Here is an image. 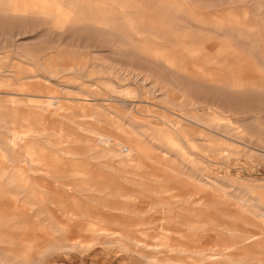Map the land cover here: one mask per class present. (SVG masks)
<instances>
[{
	"label": "rangeland",
	"instance_id": "rangeland-1",
	"mask_svg": "<svg viewBox=\"0 0 264 264\" xmlns=\"http://www.w3.org/2000/svg\"><path fill=\"white\" fill-rule=\"evenodd\" d=\"M43 1L0 0V264H264V0Z\"/></svg>",
	"mask_w": 264,
	"mask_h": 264
},
{
	"label": "bare ground",
	"instance_id": "bare-ground-1",
	"mask_svg": "<svg viewBox=\"0 0 264 264\" xmlns=\"http://www.w3.org/2000/svg\"><path fill=\"white\" fill-rule=\"evenodd\" d=\"M27 1H28V0H27ZM29 1L31 2V0H29ZM38 1H39V0H37V3H38ZM42 1H43V0H42ZM127 1H128V0H126V3H127ZM129 1H130V0H129ZM33 2H34V1H33ZM33 2H32V3H33ZM43 2H44V1H43ZM46 2H47V1H46ZM136 2H138V1H136ZM160 2H161V1H160ZM44 3H45V2H44ZM120 3H121V2H120ZM124 3H125V2H124ZM130 3H132V0H131ZM130 3H128V4H130ZM133 3H135V2H133ZM142 3H143V2H142ZM154 3H155V2H154ZM35 4H36V3H35ZM70 4H72V3L70 2ZM73 4H74V3H73ZM128 4H127V5H128ZM135 4H137V3H135ZM169 4H170V3H169ZM6 5H7V4H6ZM12 5H13V4H11V6H12ZM45 5H46V4H45ZM47 5H49V4H47ZM125 5H126V4H125ZM125 5H124V6H125ZM150 5H151V4H150ZM171 5H172V3H171ZM208 5H209V4H208ZM210 5H211V4H210ZM54 6H55V4H54ZM128 6L130 7V5H128ZM128 6H127V7H128ZM132 6H133V8L135 9L134 5H132ZM132 6H131L130 8H132ZM135 6H136V5H135ZM137 6H138V5H137ZM148 6H149V5H148ZM1 7H2V6H1ZM9 7H10V6H9ZM13 7H14V6H13ZM49 7H50V6H49ZM150 7H152V5H151ZM153 7H154V5H153ZM153 7H152V8H153ZM155 8H156V7H154L153 10H156ZM173 8H174V7H173ZM0 9H1V8H0ZM31 9H32V8H31ZM55 9H56V8H54V10H55ZM148 9H150V8H148ZM1 10H3V9H1ZM4 10H5V7H4ZM37 10H40V9H37ZM46 10H47V9L42 10V11L45 12ZM159 10H160V9H159ZM5 11H6V10H5ZM8 11H10V10L8 9L6 12H8ZM13 11H14V12H17V13H14V14H25V12H28V11L26 10V8H24V7H22V6H18V7H16V8H14ZM34 11H36V10L34 9ZM40 11H41V10H40ZM51 11H52V10H51ZM149 11H151V10H149ZM172 11H173V9H172ZM30 12H32V10H31ZM36 12H37V11H36ZM158 12H159V11L155 12L157 16H158V14H159ZM163 12H164V11H163ZM163 12H162V13H163ZM174 12H175V11H174ZM176 12H177V11H176ZM0 13H2V11H1ZM8 13H10V12H8ZM28 13H29V12H28ZM39 13H41V12H39ZM60 13H61V12H60ZM162 13H160L159 15H162ZM172 13H173V12H172ZM2 14H3V13H2ZM4 14H5V13H4ZM12 14H13V13H12ZM41 14L43 15V13H41ZM45 14H47V13H45ZM153 14H154V13H153ZM165 14H167V13H165ZM168 14H169V13H168ZM7 15H8V14H7ZM9 15H10V14H9ZM9 15H8V16H9ZM34 15H35V14H34ZM34 15H33V16H34ZM37 15H38V14H37ZM156 15L154 14V17H155ZM163 15H164V14H163ZM10 16H11V15H10ZM13 16H14V15H13ZM18 16H19V15H18ZM28 16H29V14H28ZM38 16H39V15H38ZM43 16H44V15H43ZM43 16H42V17H43ZM166 16H168V15H166ZM19 17H20V16H19ZM23 17H24V16H23ZM23 17H22V18H23ZM40 17H41V15H40ZM42 17H41V18H42ZM44 17L47 18V19H49L47 16H44ZM24 18H25V17H24ZM45 18H44V20H47V19H45ZM71 18H73V17H71ZM157 18H158V17H157ZM164 18H167V20H164ZM164 18H163L164 21H168L169 16H168V17H165V15H164ZM54 19H58V21H60V22L57 21V23H59V26H60V25H61V22H62L65 18L62 17L60 14H57V15L55 16V18H53V20H54ZM83 19H84V18H83ZM92 19H93V20H96V19H94V18H92ZM155 19H156V17H155ZM170 19H171V18H170ZM93 20H91V22H92ZM97 20H99V19H97ZM156 20H157V22L159 21L158 19H156ZM161 20H162V19H161ZM47 21L49 22L50 20H47ZM77 21H78V20H77ZM83 21L85 22V20H83ZM87 21H88V19H87ZM99 21L101 22V21H105V20H99ZM164 21H162V22H164ZM53 22H55V21H51V24H50V22H49V24H50V25H53V24H52ZM84 22H83V23H84ZM153 22H155V20H154V21L152 20V23H153ZM159 22H160V21H159ZM162 22H160L161 25L158 26L159 28H161L162 25H163L162 27H164V24H165V25L167 24V22H166V23H163V24H162ZM172 22H173V21H172ZM176 22H177V21H176ZM180 22H181V21H180ZM67 23H68V22H67ZM83 23H82V24H83ZM85 23L87 24V22H85ZM85 23H84V25H85ZM92 23H93V22H92ZM102 23H103V22H102ZM102 23H101V24H102ZM155 23H156V22H155ZM94 24H95V21H94ZM96 24H98V22H97ZM156 24H157V23H156ZM175 24H176V23H175ZM177 24L180 25V23H177ZM177 24H176V25H177ZM183 24H184V23H183ZM54 25H57L56 22H55ZM67 25H71V24H67ZM67 25H66V27H67ZM89 25L91 26L90 23H89ZM104 25H106V21H105V24H104ZM104 25L102 24L101 28H102ZM153 25H154V24H153ZM179 25H177V26H179ZM63 26H64V28H65V25H63ZM71 26H72V25H71ZM97 26H98V25H97ZM99 26H100V25H99ZM108 26H110V29H111V24L108 25ZM181 26H182V25H181ZM181 26H180V27H181ZM184 26H185V25H183L182 28L187 27V26H185V27H184ZM49 27H51V26H49ZM56 27H57V26H56ZM117 27H118V26H117ZM154 27H155V25H154ZM180 27H179V28H180ZM53 28L55 29V27H53ZM60 28L63 29L62 27H60ZM96 28H97V27H96ZM99 28H100V27H99ZM104 28H105L104 30L106 31V30H107L106 26H105ZM145 28H146V27H145ZM155 28H156V27H155ZM187 28H188V27H187ZM108 29H109V28H108ZM110 29H109V30H110ZM55 30H56V29H55ZM111 30H112V29H111ZM223 30H224V29H223ZM58 31H59V30H58ZM61 31H62V30H61ZM98 31H99V29H98ZM100 32H101V31H100ZM188 32H189V31H188ZM201 34H202V33H201ZM165 35H166V34H165ZM202 38H203V37H202ZM204 40H205V39H204ZM207 40H208V39H207ZM207 40H206V41H207ZM31 43H32V42H31ZM146 45H147V44H146ZM138 49H139V47H138ZM156 49H157V48H156ZM193 49H194V48H193ZM235 49H236V48H235ZM141 50H142V49H141ZM144 50H145V49H144ZM144 50H143V51H144ZM215 50H216V49H215ZM143 51H142V52H143ZM145 52H146V51H145ZM194 52H195V51H194ZM206 52H207V51H206ZM209 52H210V51H209ZM212 52H213V51H212ZM146 53H147V52H146ZM210 53H211V52H210ZM206 54H207V53H206ZM206 54H205V55H206ZM212 54H213V53H212ZM144 55H145V54H144ZM144 55H142V56H144ZM148 55H149V54H148ZM189 55H190V54H189ZM213 55H214V54H213ZM145 56H147V54H146ZM145 56H144V57H145ZM152 56H153V55H152ZM168 56H169V55H168ZM148 57H149V56H147V59H148ZM153 57H154V56H153ZM209 57H210V56H209ZM224 57H226V56H224ZM149 58H150V57H149ZM154 58H155V57H154ZM216 58H217V57H216ZM206 59H207V57H206ZM225 59H226V58H225ZM154 60H155V59H154ZM156 60H157V59H156ZM192 60H193V59H192ZM74 69H75V68H74ZM184 73H185V72H184ZM191 77H192V76H191ZM212 77H213V76H212ZM218 77H219V76H218ZM192 78L195 79L196 77L194 76V77H192ZM201 78H202V77H201ZM203 78H204V77H203ZM203 78H202V79H203ZM214 78H215V77H214ZM216 78H217V77H216ZM46 79H47V78H46ZM185 79H186V78H185ZM258 79H259V78H258ZM190 80H191V79H189V81H190ZM235 80H236V79H235ZM193 81H194V80H193ZM236 81H237V80H236ZM254 81H255V80H254ZM256 81H257V80H256ZM198 82H200V81L198 80ZM241 82H242V80H241ZM251 82H252V81H251ZM210 83H211V82H210ZM217 83H218V82H217ZM238 83H239V84H234V87H235V88H240V87H241V85H240V80H239ZM247 83H250V82L248 81ZM255 83H256V82H255ZM200 84H203V83H200ZM204 84H205L204 86L207 85L206 83H204ZM213 84H214V83H213ZM213 84H212V85H213ZM242 84H243V83H242ZM209 85H211V84L208 83L207 86H209ZM247 85H248V84H246V85H244V86L246 87ZM257 85H258V84H257ZM257 85H256V87H257ZM259 85H260V84H259ZM39 86H40V85H39ZM200 86H201V85H200ZM215 86H216V85H215ZM261 86H262V85H261ZM35 87H36V86H35ZM216 87H217V86H216ZM245 87H244V88H245ZM244 88H242V89H244ZM246 88H248V86H247ZM258 88H259V87H258ZM41 89H42V87H41ZM233 89H234V88H233ZM242 89H241V90L238 89V90H239V91H242ZM250 89H251V88H250ZM254 89H256V88H254ZM246 90H247V89H246ZM248 90H249V89H248ZM259 90H260V89H259ZM235 91H236V89H235ZM58 96H59V95H57V97H58ZM50 98H55V97H50ZM19 100H20V99H19ZM52 100H53V99H52ZM54 100H55V99H54ZM56 100H57V99H56ZM89 101H90V100H89ZM15 102H16V101H15ZM20 102H23V101H20ZM20 102L18 101V103H20ZM34 102H35V101H34ZM37 102H39V101H37ZM27 103H28V101H27ZM15 104H16V103H15ZM28 104H29V103H28ZM32 104H33V103H32ZM43 104H44V106H46V107L49 106V105H53V106L56 105V108H57V109L65 110V108H64L63 106H61V104H60L58 101H45V103H43ZM43 104H42V105H43ZM17 105H18V104H17ZM22 105L24 106V103H22ZM35 105H36V104H35ZM38 105H39V104H38ZM40 105H41V104H40ZM40 105H39V106H40ZM6 106H7V104H6ZM18 106H19V105H18ZM28 106H30V105H28ZM31 106H32V105H31ZM9 107L12 108V107L10 106V104H9ZM34 107H35V106H34ZM46 107H45V109H46ZM15 108H16V107H15ZM18 108H19V107H18ZM27 108H28V107H27ZM13 109H14V108H13ZM16 109H17V108H16ZM45 109H44V110H45ZM6 110H7V109H6ZM9 112H10V114H14V113H15V112L12 113L11 109H10ZM31 112H32V111H29V113H31ZM0 113H1V112H0ZM7 113H8V112H7ZM0 115H1V114H0ZM27 115H28V113H27ZM209 115H210V114H209ZM1 116H2V115H1ZM10 116H13V117H14V115H10ZM189 116H190V115H189ZM211 116H212V115H211ZM204 117H205V116H204ZM24 118H25V117H24ZM214 118H215V117H214ZM216 118H217V117H216ZM218 118H219V117H218ZM1 119H2V118H1ZM9 119H11L10 122H11V121L13 122L12 117H10ZM193 119H194V117H193ZM2 120H4V122H5L4 117H3ZM22 120H23V119H22ZM200 120H202V118H201ZM203 120H204V118H203ZM205 120H206V119H205ZM205 120H204V121H205ZM210 120H211V119H210ZM214 120H215V119H214ZM217 120H219V119H217ZM23 121H24V120H23ZM8 122H9V121H8ZM215 122H216V121H215ZM13 123H14V122H13ZM209 123H210V121H209ZM5 124H6V123H5ZM6 125H7V124H6ZM6 125H5V126H6ZM216 125H217V124H216ZM215 128H216V126H215ZM217 128H218V126H217ZM235 130H236V129H235ZM31 131H32V130H31ZM31 131H30V132H31ZM41 131H42V130H41ZM89 131H91V130L89 129ZM43 132H44V131H43ZM92 132H94V129L92 130ZM96 132H98V131L96 130ZM10 133H11V131H10ZM17 133H18V132H16V134H17ZM19 133H22V132L20 131ZM27 133H28V132H27ZM31 133H32V132H31ZM47 133H48V132H47ZM23 134H24V133H22L21 135L23 136ZM25 134H26V133H25ZM28 134H29V133H28ZM44 134H45V133H44ZM44 134H43L42 137H45V136H46V135L44 136ZM100 134H102V132H101ZM11 135L13 136V134H11ZM17 135H18V134H17ZM30 135H31V134H30ZM32 135H33V134H32ZM24 136H25V135H24ZM28 136H29V135H28ZM37 136L39 137L40 134L37 135ZM95 136L97 137V135H94V137H95ZM102 136H104V137L106 138V136H105L104 134H103ZM64 137L67 138L68 135H67V136H64ZM64 137H63V138H64ZM99 137H100V135H99ZM109 137H111V136L109 135ZM109 137H108V138H109ZM30 138H31V137H30ZM36 138H37V137H36ZM97 138H98V137H97ZM100 138H101V137H100ZM40 139H41V138H40ZM43 139H45V138H43ZM43 139H42V140H43ZM67 139H68V138H67ZM92 139H93V138H92ZM109 139H110V138H109ZM34 140H35V139H34ZM45 140H46V139H45ZM74 140H75V139H74ZM96 140H97V139H96ZM105 140H106V139H105ZM61 141H62V138H61ZM66 141H67V140H66ZM67 142H68V141H67ZM74 142H75V141H74ZM97 142H98V141H97ZM69 143H70V141H69ZM72 143H73V142H72ZM99 143H100V141H99ZM119 143H120V142H119ZM70 144H71V143H70ZM96 144H98V143H96ZM103 144H104V143H103ZM105 146H106V145H105ZM126 146H127V145H126ZM95 147H97V146H95ZM95 147H93V148H95ZM108 147H109V145L107 146V149H105V150H108ZM135 147H136V146H135ZM93 148H91V149H93ZM101 148H102V147H101ZM128 148H130V146H129ZM128 148H127V149H128ZM132 148H134V147H132ZM214 148H215V147H214ZM62 149H63V148H62ZM98 149H99V148H98ZM135 149H137V147H136ZM68 150H69V149H68ZM93 150H94V149H93ZM96 150H97V149H96ZM99 150H101V149H99ZM139 150H140V148H139ZM60 151H63V150H60ZM60 151H59V152H60ZM110 151L113 153L114 150H113V151L110 150ZM149 151H150V150H149ZM63 152H64V151H63ZM63 152H62V153H63ZM72 152H73V151H72ZM72 152H71V153H72ZM92 152H93V151H92ZM96 152L99 153L100 151H96ZM114 152H115V151H114ZM116 152H118V151H116ZM116 152H115V154H116ZM145 152H146V151H145ZM27 153H28V152H27ZM29 153H30V152H29ZM65 153H66V152H65ZM71 153H70V154H71ZM74 153H75V152H74ZM141 153H142V151H141ZM75 154H76V153H75ZM93 154H94V153H93ZM95 154H97V153H95ZM107 154H108V153H107ZM126 154H127V153H126ZM143 154H144V153H143ZM212 154H213V153H212ZM222 154H223V153H222ZM25 155H26V154H25ZM63 155H65V154L63 153ZM67 155H68V154H67ZM76 155H77V154H76ZM98 155H99V154H98ZM105 155H106V154H105ZM118 155H119V154H118ZM138 155H140V154H138ZM145 155H146V154H145ZM214 155H215V154H214ZM29 156H30V155H29ZM38 156H39V155H38ZM109 156H110V155H109ZM111 156H112V155H111ZM119 156H120V155H119ZM129 156H130V155H129ZM129 156H128V157H129ZM133 156H134V155H133ZM136 156H137V155H136ZM141 156H142V155H141ZM24 157H26V156H24ZM31 157H32V156H31ZM114 157H116V156H114ZM125 157H127V156H125ZM128 157H127V158H128ZM131 157H132V156H130V158H128V159H127V158H125V159L130 160ZM134 157H135V156H134ZM148 157H149V156H148ZM91 158H92V155H91ZM220 158H221V157H220ZM27 159H28V158H27ZM134 159H136V157H135ZM29 160L31 161L30 158H29ZM118 160H119V159H118ZM137 160H138V159H137ZM36 162H38V160H37ZM136 162H137V161H135L134 163H136ZM138 162H141V161H138ZM118 163H120V161H119ZM121 163H122V162H121ZM134 163H132V164H134ZM37 164H38V163H36V165H37ZM74 164H76V163H74ZM123 164H124V163H123ZM125 164H126V163H125ZM127 164H128V163H127ZM129 164H130V163H129ZM64 165H67V167H68L70 164H69V165H68V164H64ZM138 165H139V164H138ZM162 165H163V164H162ZM39 166H40V165H39ZM74 166H75V165H73L72 167H74ZM76 166H77V165H76ZM76 166H75V167H76ZM128 166H129V165H128ZM130 166H131V165H130ZM141 166H143V165H141ZM36 167H37V166H36ZM69 167H71V166H69ZM132 167H133V166H132ZM169 167L171 168V166H168V168H169ZM33 168H35V167H33ZM52 168H53V167H52ZM126 168H127V167H126ZM135 168H136V167H135ZM170 168H169V169H170ZM35 169H36V168H35ZM84 169H85V168H84ZM86 169H87V168H86ZM49 170H50V169H49ZM75 170H76V169H75ZM78 170H79V168H78ZM178 170H179V169H178ZM29 171H31V170L29 169ZM29 171H28V172H29ZM36 171H37V170H36ZM50 171H51V170H50ZM50 171H49V172H50ZM61 171H62V170H61ZM61 171H59V172H61ZM83 171H84V170H83ZM83 171H82V172H83ZM164 171H165V170H164ZM166 171H167V170H166ZM4 172H6V170H5ZM32 172H33V170H32ZM39 172H40V171H39ZM69 172H70V171H69ZM80 172H81V169H80ZM80 172H79V174H80ZM82 172H81V173H82ZM85 172H86V171H85ZM171 172H172V171H171ZM179 172H180V171H179ZM183 172H184V171H183ZM33 173H34V172H33ZM43 173H44V172H43ZM43 173H42V174H43ZM47 173H48V172H47ZM47 173H46V174H47ZM50 173H51V172H50ZM52 173H54V172H52ZM52 173H51V174H52ZM55 173H56V171H55ZM66 173H67V172H66ZM70 173L72 174V173H74V172H70ZM76 173H77V172H76ZM76 173H75V174H76ZM125 173H126V172H125ZM175 173H176V171H175ZM175 173H174V174H175ZM181 173H182V172H181ZM37 174H38V173H37ZM39 174H40V173H39ZM44 174H45V173H44ZM48 174H49V173H48ZM63 174H64L65 176L68 175V173H67V174L63 173ZM71 174H70V175H71ZM79 174H76V175L79 176ZM128 174H130V173H128ZM2 175H3V174H2ZM6 175H7V173L5 174V176H6ZM30 175H31V173H30ZM54 175H55V174H54ZM179 175H180V174H179ZM0 176H1V175H0ZM33 176H34V175H33ZM33 176H31V177H33ZM35 176H38V175H35ZM35 176H34V177H35ZM46 176H47V175H46ZM48 176H49V175H48ZM50 176H51V175H50ZM57 176H58V175H57ZM57 176H56V177H57ZM81 176H82V174H81ZM83 176H84V175H83ZM123 176H125V175H123ZM181 176H182V174L180 175V177H181ZM188 176H189V175H188ZM9 177H10V176H9ZM38 177H40V176H38ZM44 177H45V176H44ZM66 177H67V176H66ZM69 177H70V176H69ZM73 177H75V176L73 175ZM85 177H87V176L85 175ZM126 177H128V176H126ZM178 177H179V176H178ZM180 177H179V179H181ZM182 177H184V175H183ZM190 177H191V175H190ZM70 178H71V177H70ZM92 178H93V177H92ZM121 178H122V177H121ZM144 178H145V177H144ZM159 178H160V177H159ZM186 178H187V177H186ZM191 178H192V177H191ZM0 179H1V178H0ZM27 179L29 180V178H27ZM31 179H32V178H31ZM67 179H68V178H67ZM80 179H81V178H80ZM87 179H88V178H87ZM123 179H125V178L123 177ZM156 179H157V178H156ZM167 179H168V177H167ZM169 179H170V178H169ZM171 179H172V178H171ZM184 179H185V178H184ZM192 179H194V178H192ZM7 180H8V179H7ZM9 180H10V179H9ZM63 180H66V179H63ZM92 180H94V179H92ZM109 180H110V179H109ZM128 180H129V178H128ZM128 180H126V182H127ZM147 180H148V179H147ZM151 180H152V181H151V183H152L154 179H151ZM185 180H186V179H185ZM187 180H188V179H187ZM56 181H57V179H56ZM59 181H60V180H59ZM72 181H73V180H72ZM78 181H79V180H78ZM129 181H130V180H129ZM131 181H132V180H131ZM139 181H140V180H139ZM139 181H138V182H139ZM175 181H176V180H175ZM182 181H184V180H179V182H182ZM194 181H195V180H194ZM201 181H202V180H201ZM201 181H200V182H201ZM3 182H5V181H3ZM6 182H8V181H6ZM33 182H35V181H33ZM79 182H80V181H79ZM79 182H78V183H79ZM83 182H84V181H83ZM88 182H91V181H87L84 185H86ZM122 182H123V181H122ZM135 182H136V181H135ZM144 182H145V181H144ZM147 182H148V181H147ZM165 182H166V181H165ZM186 182H187V181L184 182V185L186 184ZM37 183H38V182H37ZM53 183H54V182H53ZM70 183H71V182H70ZM78 183H77L76 185H78ZM93 183H94V182H93ZM113 183H114V181H113ZM117 183H118V182H117ZM128 183H129V182H128ZM148 183H149V182H148ZM148 183H147V184H148ZM187 183H188V182H187ZM196 183H197V182H196ZM202 183H203V182H202ZM213 183H214V182H213ZM6 184H7V183H6ZM6 184H5V185H6ZM28 184H30V182H29ZM31 184H32V183H31ZM38 184H39V183H38ZM61 184H62V183H61ZM71 184H72V183H71ZM74 184H75V183H74ZM82 184H83V183H82ZM89 184H90V183H89ZM89 184H88V185H89ZM94 184H95V183H94ZM108 184H109V183H108ZM115 184H116V183H114L113 185H115ZM121 184H122V183H121ZM126 184H127V183H126ZM138 184H139V183H138ZM138 184H137V185H138ZM140 184H141V182H140ZM140 184H139V185H140ZM189 184H190V183H189ZM215 184H216V183H215ZM22 185H23V184H22ZM51 185H52V184H51ZM53 185H54V184H53ZM72 185H73V184H72ZM91 185H92V183H91ZM116 185H117V184H116ZM119 185H120V183H119ZM132 185H133V183H132ZM134 185H135V184H134ZM143 185H144V184H143ZM187 185H188V184H187ZM187 185H185V186H187ZM190 185H191V184H190ZM193 185H194V183H193ZM195 185H196V184H195ZM195 185H194V186H195ZM199 185H200V184H199ZM208 185H210V184H207V186H208ZM3 186H4V185H3ZM8 186H9V183H8ZM13 186H14V185H13ZM24 186H25V185H24ZM24 186H23V187H24ZM74 186H75V185H74ZM74 186H73V188H75ZM81 186H82V185H81ZM89 186H90V185H89ZM93 186H94V185H93ZM185 186H184V187H185ZM201 186H202V185H201ZM207 186L205 185V187H207ZM213 186H214V185H213ZM213 186H212L211 188H213ZM219 186H220V185H219ZM11 187H12V186H11ZM11 187H10V188H11ZM21 187H22V186H21ZM38 187H39V186H38ZM56 187H57V186H56ZM67 187H68V186H67ZM77 187H78V186H77ZM83 187H84V186H83ZM83 187H82V188H83ZM90 187H91V186H90ZM90 187H89V188H90ZM94 187H96V186H94ZM123 187H125V186H123ZM126 187H127V185H126ZM148 187H149V186H148ZM151 187H152V186H151ZM151 187H149V188H151ZM160 187H161V186H160ZM203 187H204V186H203ZM208 187H209V186H208ZM217 187H218V185H217ZM217 187H215V188H217ZM0 188H3V187H0ZM10 188H8V189L6 188V189L9 190ZM12 188H13V187H12ZM12 188H11V189H12ZM40 188H41V187H40ZM50 188H51V187H50ZM54 188H55V187H54ZM60 188H61V187H60ZM84 188H85V187H84ZM145 188H146V186H145ZM152 188H155V184H154V187H152ZM156 188H157V186H156ZM161 188H163V187H161ZM188 188H189V187H188ZM199 188H200V186H199ZM209 188H210V187H209ZM215 188H214V189H215ZM221 188H222V187H221ZM4 189H5V187H4L2 190L4 191ZM21 189H22V188H21ZM29 189H30V188H29ZM79 189H80V188H79ZM79 189H77V190L80 191ZM91 189H92V187H91ZM100 189H101V188H100ZM110 189H111V188H110ZM113 189H114V188H112L111 190H113ZM115 189H117V188H115ZM126 189H127V188H126ZM129 189H130V188H129ZM159 189H160V188H159ZM163 189H165V188H163ZM166 189H167V188H166ZM168 189H169V188H168ZM180 189H181V188H180ZM182 189H183V188H182ZM185 189H186V187H185ZM200 189H201V188H200ZM214 189H213V190H214ZM218 189H219V187H218ZM218 189H217V190H218ZM0 190H1V189H0ZM38 190H40V189H38ZM38 190H37V191H38ZM46 190H47V189H46ZM86 190H87V188H86ZM93 190H94V189H93ZM95 190H96V192L98 191V193L100 192V191L98 190L97 187H96ZM101 190H102V189H101ZM118 190H119V189H118ZM118 190H117V191H118ZM120 190H121V189H120ZM130 190H132V188H131ZM160 190L162 191V189H160ZM205 190H206V189H205ZM221 190H223V189H221ZM28 191L30 192V190H28ZM43 191H44V190H43ZM51 191H52V190H51ZM59 191H60V190L58 189V192H59ZM65 191H66V188H65ZM82 191H83V190H82ZM87 191L89 192V190H87ZM103 191H104V189H103ZM114 191H115V190H114ZM121 191H122V190H121ZM148 191H149V190H148ZM152 191H153V190H150L149 192H152ZM189 191H190V190H189ZM4 192H6V191H4ZM4 192H3V194H4ZM10 192H11V191H10ZM31 192H32V191H31ZM41 192H42V191H41ZM49 192H50V191H49ZM52 192H53V191H52ZM54 192H56V190H55ZM125 192H126V191H125ZM182 192H183V191H182ZM192 192H193V191H192ZM14 193H15V191L12 192V195H13ZM20 193H21V192H20ZM62 193H63V192H62ZM64 193H65V192H64ZM81 193H82V192H81ZM86 193H87V192H86ZM86 193H85V194H86ZM90 193H91V191H90ZM120 193H121V192H120ZM186 193H187V192H186ZM3 194H2V195H3ZM8 194H9V192H8ZM10 194H11V193H10ZM10 194H9V196H10ZM18 194H19V193H17V195H18ZM36 194H37V193H36ZM39 194H40V193H39ZM43 194H44V193H43ZM60 194H61V193H60ZM79 194H80V193H79ZM189 194H190V192H189ZM5 195H6V194H5ZM12 195H11V196H12ZM15 195H16V194H15ZM19 195H21V194H19ZM31 195H32V194H31ZM37 195H38V194H37ZM40 195H41V194H40ZM50 195H51V194H50ZM62 195H63V194H62ZM73 195H74V194H73ZM89 195H90V194L87 195V196H88V199L92 198V197H90ZM124 195H125V194H124ZM182 195H183V194H182ZM205 195H206V194H205ZM219 195H220V194H219ZM33 196H34V195H33ZM51 196H52V195H51ZM67 196H68V195H67ZM79 196H80V195H79ZM87 196H85V199H86ZM106 196H107V195H106ZM188 196H189V195H188ZM217 196H218V194H217ZM230 196H231V195H230ZM12 197H15V196H12ZM18 197H19V196H18ZM31 197H32V196H31ZM37 197H38V196H37ZM42 197H44V196L42 195ZM46 197H48V196H46ZM80 197L83 198L84 196H80ZM89 197H90V198H89ZM178 197H179V196H178ZM181 197H182V196H180V198H181ZM222 197H223V194H222ZM222 197H221V198H222ZM5 198H6V196H5ZM19 198H20V197H19ZM19 198H18V199H19ZM194 198H195V197H194ZM194 198H193V200H194ZM233 198H234V197H233ZM18 199H17V200H18ZM49 199H50V198H49ZM83 199H84V198H83ZM88 199H87V200H88ZM127 199H128V198H127ZM183 199H185V198L183 197ZM196 199H199V198H196ZM205 199H206V198H205ZM208 199H209V198H208ZM231 199H232V196H231ZM36 200H37V199H36ZM176 200H177V199H176ZM213 200H214V199H213ZM215 200H217V199H215ZM215 200H214V201H215ZM237 200H238V199H237ZM237 200H236V201H237ZM239 200H241V199H239ZM4 201H5V200H4ZM47 201H48V200H47ZM51 201H52V199H50V202H51ZM54 201H55V200H54ZM54 201H52V202H54ZM80 201H81V199H80ZM92 201H93V198H92L91 202H92ZM94 201H96V200H94ZM226 201H227V200H226ZM241 201H242V200H241ZM7 202H9V201H7ZM17 202H18V201H17ZM41 202H42V200H41ZM87 202H89V201H87ZM165 202H167V201H165ZM184 202H185V201H184ZM184 202H183V204H184ZM206 202H208V201H206ZM9 203H10V202H9ZM44 203H45V202H44ZM93 203H94V202H93ZM95 203H96V202H95ZM97 203H98V202H97ZM117 203H118V202H117ZM120 203H121V202H120ZM195 203H198V204H199L200 201L197 200V201H195ZM203 203H205V202H203ZM209 203H211V202H209ZM209 203H208V204H209ZM218 203H219V201H218ZM223 203H224V202H223ZM223 203H222V204H223ZM42 204H43V202H42ZM67 204H68V203H67ZM69 204H70V202H69ZM115 204H116V203H114V205H115ZM159 204H160V203H159ZM189 204H191V203L189 202ZM226 204H227V202H226ZM226 204H225V205H226ZM19 205H21V204H19ZM37 205H38V204H37ZM58 205H59V204H58ZM64 205L66 206L65 203H64L62 206H61V205H60V206H61V207H65ZM74 205H75V204H74ZM99 205H100V204H99ZM112 205H113V204H112ZM191 205H192V204H191ZM202 205H203V204H202ZM202 205L200 206V204H199L198 206H200V208H201ZM206 205H207V203H206ZM223 205H224V204H223ZM236 205H237V204H236ZM22 206H23V205H22ZM29 206H30V205H29ZM49 206H50V204H49ZM56 206H57V204H56ZM80 206H81V204H80ZM107 206H110V205H107ZM116 206H117V205H116ZM116 206H115V207H116ZM187 206H188V205H187ZM195 206H196V205H195ZM204 206H205V205H204ZM208 206H209V205H207V207H208ZM240 206H241V205H240ZM31 207H32V206H30V208H31ZM41 207H42V206H41ZM111 207H112V206H111ZM120 207L122 208V206H120ZM30 208H29V210H30ZM104 208H105V207H104ZM106 208H107V207H106ZM112 208H113V207H112ZM112 208H111V209H112ZM187 208L189 209V206L186 207V203H185V207H184V209H187ZM236 208H238V206H236ZM242 208H244V206H243ZM23 209H24V206H23ZM63 209H64V208H63ZM253 209L255 210L256 208L254 207ZM33 210H34V209H33ZM113 210H114V208H113ZM240 210H241V209H240ZM250 210H252V209H250ZM15 211H16V210H15ZM21 211H23V210H21ZM38 211H39V210H38ZM38 211H37V212H38ZM76 211H77V210H76ZM115 211H116V210H115ZM122 211H123V210H122ZM244 211H246V209H245ZM13 212H14V211H13ZM24 212L26 213L27 211L25 210ZM37 212H36V213H37ZM70 212H71V210H70L68 213H70ZM79 212H80V211H79ZM126 212H127V211H126ZM247 212H248V211H247ZM247 212H246V213H247ZM251 212L254 213L253 211H251ZM120 213H121V212H120ZM143 213H144V212H143ZM249 213H250V212H249ZM249 213H248V214H249ZM252 213H251V214H252ZM259 213H260V212H259ZM263 213H264V212H263ZM11 214H12V212H11ZM26 214H27V213H26ZM26 214H25V215H26ZM64 214H65V213H64ZM76 214H77V213H76ZM76 214H75V216L80 215V214H78V215H76ZM81 214H82V213H81ZM88 214H89V213H88ZM88 214L86 213L87 217H88ZM261 214H262V213H261ZM22 215H24V213H23ZM22 215H21V216H22ZM66 215H67V214H66ZM69 215H70V214H69ZM72 215H74V214H72ZM84 215H85V213H84ZM86 215H85V216H86ZM254 215H255V214H254ZM10 216H11V215H10ZM26 216H28V215H26ZM70 216H71V215H70ZM70 216H68V217H70ZM81 216H82V215H81ZM85 216H84V217H85ZM175 216H176V214H175ZM178 216H179V215H178ZM178 216H177V217H178ZM199 216H200V215H199ZM209 216H210V215H209ZM237 216H238V215H237ZM260 216H261V215H260ZM260 216H258V217H260ZM8 217H9V214H8ZM15 217H16V216H15ZM15 217H11V218L9 217V218L13 220V219H16ZM72 217H74V216H72ZM84 217H83V218H84ZM182 217H183V216H182ZM213 217H214V216H213ZM232 217H233V216H232ZM234 217H235V216H234ZM262 217H264V215H263ZM26 218H27V217H26ZM74 218H75V217H74ZM210 218H211V217H210ZM87 219H89V218H87ZM158 219H160V218H158ZM173 219H174V218H173ZM180 219H181V218H180ZM180 219H178V220H180ZM213 219H214V218H213ZM239 219H240V218H239ZM6 220H7V222H8V219H6ZM16 220H17V219H16ZM18 220H20V219H18ZM18 220H17V222H18ZM26 220H27V219H26ZM28 220H30L29 217H28ZM91 220H92V219H91ZM94 220H95V218H94ZM156 220H157V219H156ZM175 220H176V219H175ZM175 220H174V221H175ZM237 220H238V219H237ZM13 221H15V220H13ZM161 221H162V220H161ZM216 221H217V220H216ZM11 222H12V221H11ZM17 222H16V223H17ZM22 222H23V221H22ZM22 222L20 221L19 223L22 224ZM27 222H28V221H27ZM30 222H31V221H30ZM169 222H170V220H169ZM175 222H176V221H175ZM175 222H174V223H175ZM219 222H220V221H219ZM263 222H264V221H263ZM8 223H9V222H8ZM19 223H17V224L19 225ZM178 223H179V222H178ZM214 223H215V222H214ZM220 223H221V222H220ZM261 223H262V222H261ZM17 224H16V225H17ZM217 224H218V223H217ZM16 225H15V226H16ZM18 225H17V227H18ZM213 225H214V224H213ZM252 225L254 226L253 223L251 224V226H252ZM20 226H22V225H20ZM136 226H137V225H136ZM187 226H188V225H187ZM200 226H201V225H200ZM227 226H228V225H227ZM190 227H191V226H190ZM228 227H229V226H228ZM256 227H257V226H256ZM256 227H253V228H256ZM13 228H15V227H13ZM229 228H230V227H229ZM232 228H234V227H232ZM185 229H187V228H185ZM196 229H197V227H196ZM230 229H231V228H230ZM234 229H235V228H234ZM259 229H260V227H259ZM226 230H227V228H226ZM231 230H232V229H231ZM248 230H249V229H248ZM256 230H257V231H256L257 233H251V234L249 233V234H247V235H244V233H243V235L241 234V236H243V238L240 239V240H243V239H244V240H246V241L249 242V243H250V242L253 243L254 241H255V242L257 241V242H260V246H261V244L264 245V244H263L264 242L261 243L262 241H264V229L261 228V229L259 230V232H258V229H257V228H256ZM195 231H196V230H195ZM197 231H198V230H197ZM197 231H196V232H197ZM211 231H212V230H211ZM228 231L231 232L230 230H228ZM167 232H168V231H167ZM209 232H210V231H209ZM209 232H208V233H209ZM239 232H240V231H239ZM1 233H3V232H1ZM212 233H213V231H212ZM216 233H217V232H216ZM232 233H233V232H231L230 235H233ZM237 233H238V232H237ZM240 233H241V232H240ZM108 234H109V233H108ZM112 234H113V233H112ZM195 234H197V233H195ZM218 234H219V233H218ZM4 235H5V234H4ZM100 235H101V234H99V236H100ZM120 235H122V234H120ZM234 235H235V233H234ZM12 236H13V235H12ZM96 236H97V235H96ZM102 236H103V234H102ZM105 236H106V235H105ZM108 236H109V235H108ZM216 236H217V235H216ZM3 237H4V236H3ZM103 237H104V236H103ZM239 237H240V235H239ZM0 238L2 239L1 235H0ZM4 238H5V237H4ZM11 238H12V237H11ZM11 238H10V239H11ZM33 238H34V237H33ZM6 239H7V237L5 238V240H6ZM244 240H243V241H244ZM2 241H3V240H2ZM18 241H19V240H18ZM34 241H35V239H34ZM0 242H1V241H0ZM4 242H5V241H4ZM8 242H9V240H8V241L6 240V243H8ZM12 242H13V241H12ZM20 242H21V241H19V244H20ZM244 242H245V241H244ZM2 243H3V242H2ZM2 243H1V244H2ZM24 243H25V242H24ZM3 244H5V243H3ZM8 244H11V243L9 242ZM8 244H7V245H8ZM14 244H15V241H14ZM26 244H27V243H26ZM242 244H244V243L242 242ZM247 244H248V243H247ZM255 244H256V243H255ZM5 245H6V244H5ZM11 245H12V244H11ZM24 246H25V245H24ZM26 246H27V245H26ZM26 246H25V247H26ZM34 246H36V245H34ZM256 246H257V245H256ZM8 247H9V246H8ZM8 247H6L5 249L7 250ZM11 247H13V246H11ZM25 247H24V248H25ZM28 247H30V246L28 245ZM28 247H27V248H28ZM36 247H39V246L37 245ZM71 247H72V246H71ZM31 248H32V247H31ZM167 248H169V247H167ZM173 248H174V247H173ZM256 248H257V247H256ZM9 249H10V248H9ZM15 249H16V248H15ZM18 249H19V248H18ZM29 249H30V248H29ZM33 249H36V248L33 247ZM38 249H39V248H38ZM46 249H47V247H46ZM176 249H180V248L176 247ZM187 249H188V248H186V251H187ZM10 250H11V249H10ZM13 250H14V248H13ZM13 250H11V252H13ZM26 250H27V249H26ZM30 250H31V249H30ZM39 250L42 251V249H39ZM39 250H38V251H39ZM44 250H45V249H44ZM44 250H43V251H44ZM188 250H189V249H188ZM17 251H18V250H17ZM38 251H37V252H38ZM45 251H46V250H45ZM186 251H185V252H186ZM190 251H192V249H191ZM193 251H194V250H193ZM199 251H201V250H199ZM263 251H264V250H263ZM15 252H16V251H15ZM15 252H14V253H15ZM19 252L21 253V255L24 254V252H22V251H19ZM25 252H26V251H25ZM182 252H183V251H182ZM195 252H196V251H195ZM195 252H194V253H195ZM22 253H23V254H22ZM40 253H41V252H39V254H40ZM42 253H44V252H42ZM217 253H218V252H217ZM182 254H183V253H182ZM16 255H17V254H16ZM16 255H15V256H16ZM26 255H27V254H25V257H26ZM185 255H187V253H185ZM17 256H18V255H17ZM23 256H24V255H23ZM263 256H264V254H263ZM19 257H20V256H18V258H19ZM21 257H22V256H21ZM183 257H184V256H183ZM210 257H211L212 260H213V259H216V258H218V254H217V256H216V255H211ZM210 257H209V259H210ZM166 258H167V257H166ZM185 258H186V257H185ZM228 258L230 259V257H228ZM183 259H184V258H183ZM168 260H169V258H168ZM260 260H261V259H260ZM171 261H172V260H171ZM171 261H170V262H171ZM177 261H178V260H177ZM162 262H166V261H162ZM170 262H169V263H170ZM174 262H175V261H174ZM181 262H183V261H181ZM181 262H180V263H181ZM186 262H188V261L186 260V261H184L183 263L186 264ZM260 262H261V261H260ZM22 263H23V262H22ZM166 263H167V262H166ZM170 264H171V263H170ZM175 264H176V262H175Z\"/></svg>",
	"mask_w": 264,
	"mask_h": 264
}]
</instances>
